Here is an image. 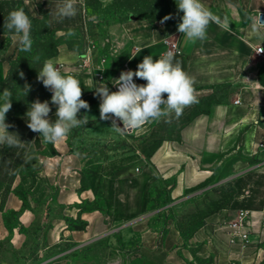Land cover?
Returning <instances> with one entry per match:
<instances>
[{"label":"crops","instance_id":"1","mask_svg":"<svg viewBox=\"0 0 264 264\" xmlns=\"http://www.w3.org/2000/svg\"><path fill=\"white\" fill-rule=\"evenodd\" d=\"M202 2L221 20L220 24H209L204 41H188L178 31V26L144 27L133 37L136 49L126 63L136 71L145 56L155 60L166 52L168 46L163 40L154 42L148 37L159 32L163 39L177 41L181 54L175 55L174 62L179 61L183 70L195 78L197 98L224 84L231 85L234 96L199 110L180 127L177 138L160 142L149 155L139 149L98 164L97 173L85 184L78 174V166L72 164L78 161L79 168L82 167L80 156H70L66 145L56 143L57 156L43 160L45 180L54 190L58 207V212L50 214L43 222V248L62 241L84 246L104 237H108L111 244L130 246L137 238L140 256L155 264H198L199 260H206L208 264H264V161L256 170L246 169L238 174L237 182L244 184L250 196L239 192L234 216L227 218V210L209 216L188 243L174 227L163 237L149 227V219L141 218L146 214L148 192L154 184L172 182L170 196L174 200L182 199L188 190L210 181L214 167L221 166L238 150L248 158L264 151V54L257 53L258 49H264V39L257 38L251 28L253 21L264 13V0ZM225 17L227 24L223 22ZM128 41L131 42V37ZM77 57L76 52L64 48L52 60L54 63L73 62ZM9 70V65L0 62V76L6 78ZM136 82L138 85L147 83L139 78ZM109 92H114L113 88ZM163 98L166 99L167 94H163ZM195 106L196 103L184 109H195ZM159 119L143 125L136 130L137 134H151ZM3 148L4 145L0 146V166ZM244 164L236 161L233 168L240 170ZM94 201H99L102 208H80ZM18 202V197L11 193L8 204L0 207V231L4 230L5 210H18ZM240 211L251 213L244 227L250 231L246 249L232 245L229 235V225ZM25 221L26 225L31 223L30 219ZM76 221L84 223V228L72 229L70 223Z\"/></svg>","mask_w":264,"mask_h":264},{"label":"rangeland","instance_id":"2","mask_svg":"<svg viewBox=\"0 0 264 264\" xmlns=\"http://www.w3.org/2000/svg\"><path fill=\"white\" fill-rule=\"evenodd\" d=\"M62 2L0 1V62L13 69L11 77L0 76V104L4 102L2 94L7 88L12 93V107L6 113L5 122L12 125L8 131L17 134L24 143L23 147L4 145L3 148L0 207L8 204L9 196L13 193L19 199V208L4 212V230L0 231V264H155L140 256L137 238L130 246L111 244L108 237H104L84 246L62 241L50 248H43V222L50 214L58 212L54 190L45 180L47 174L43 160L57 156L58 152L55 144L42 142L41 134L27 127L26 113L37 99L40 102L48 101L51 108L48 118L52 123L56 120L57 106L51 103L52 93L37 80L38 71L44 64V55L55 49L57 43L58 54L64 48L78 54L73 62L55 65L62 74L78 78L82 88L81 98L90 106L78 113V118L87 115L88 123L73 129L68 138L61 142L67 146V154L80 156L82 167L79 168L78 161L72 164L78 166V174L84 184L92 174L97 173L98 164L112 157L136 153L139 149L149 155L160 142L177 138L180 127L189 118L199 110H205L209 104L231 98L234 90L230 84L212 88L208 95L198 96L195 109H184L179 116L174 112L165 114L156 123L154 131L146 136H139L136 130L122 134L116 132L111 128V119H100L101 98L95 94L96 86L103 83L109 90H114L112 81L121 71H125L126 60L136 49L133 37L140 34L144 27L178 26L182 22L183 12L178 9V0H76L77 14L63 18L58 15ZM19 9H23L32 21L30 37L33 43L28 52L21 51L17 40L13 39V33L4 28L9 13ZM165 16L171 18L164 20ZM160 35L157 32L148 37L154 42L163 40L164 43L172 39H163ZM128 37H131V42ZM35 52L41 54L34 56ZM26 84L30 85L27 93L24 90ZM236 161L246 163L244 168L235 170L233 164ZM263 161L264 151L248 158L238 150L221 166L214 167L210 181L188 190L184 198L178 200L170 196L174 186L172 182L154 184L148 192L146 214L141 218L149 219V227L155 228L163 237L168 235L170 227H174L188 243L195 231L206 224L209 216L223 210L228 211L227 218L234 216L239 205V192L250 196L244 184L237 182L238 174L246 169L256 170ZM218 181L223 183L219 184ZM80 208L93 210L102 206L99 201H94L86 202ZM25 219H30L31 223L26 225ZM70 226L72 229H83L84 223L71 222ZM198 264L208 263L199 260Z\"/></svg>","mask_w":264,"mask_h":264},{"label":"clouds","instance_id":"3","mask_svg":"<svg viewBox=\"0 0 264 264\" xmlns=\"http://www.w3.org/2000/svg\"><path fill=\"white\" fill-rule=\"evenodd\" d=\"M177 6L183 12L178 31L192 43L202 42L207 38L210 23H221L220 18L202 0H178ZM76 14V0H63L58 8V15L71 18ZM170 18L165 16L164 20ZM223 22L228 23L227 17ZM31 27L32 21L23 9L9 13L4 22V28L13 33V39L17 40L20 50L25 52L32 48ZM251 28L257 38L264 39V31L261 30L264 29V22H261V17L253 21ZM174 60L175 55L171 50L162 53L155 60L152 56H145L136 71L121 72L114 83L118 85V91L110 93L107 85L103 83L96 86L95 94L101 98L100 119H111V128L122 134L125 131L138 130L165 113L174 112L179 116L185 107L197 103L195 78L183 70L179 61ZM20 76L23 78L24 74L21 72ZM134 77L147 81L146 85H137ZM37 80L52 93L51 103L57 106L56 120L52 123L48 118L51 112L49 102H40L37 99L26 113L27 127L40 133L44 143L56 144L65 141L73 129L86 125L89 121L87 115L78 118L81 109L90 108L81 98L80 81L74 75L62 74L52 59L44 61L42 69L38 71ZM24 90L27 93L30 85L26 84ZM163 94H167L166 99ZM11 98L12 93L7 88L4 89V102L0 104V146L23 147L24 143L18 135L8 131L12 125L5 122L6 113L12 107ZM117 119L122 122L123 127L117 125Z\"/></svg>","mask_w":264,"mask_h":264},{"label":"built area","instance_id":"4","mask_svg":"<svg viewBox=\"0 0 264 264\" xmlns=\"http://www.w3.org/2000/svg\"><path fill=\"white\" fill-rule=\"evenodd\" d=\"M261 17V22H264V13H261L259 15V18ZM165 43L168 46V50H171L174 52V55L181 54V51L179 50L178 43L175 39H167ZM257 53L259 55L264 54V49H258ZM125 71L131 70L132 69L129 67L128 63L125 64ZM134 82H136V78L134 77ZM138 85V84H137ZM115 91H118V85L115 84L114 87ZM238 102V101H237ZM251 213L249 211H240L237 219L230 223L229 228H230V240L232 245H240L241 249H246L249 245L250 242V231H247L244 229L245 224L249 222L250 220ZM263 223H264V218H263Z\"/></svg>","mask_w":264,"mask_h":264},{"label":"trees","instance_id":"5","mask_svg":"<svg viewBox=\"0 0 264 264\" xmlns=\"http://www.w3.org/2000/svg\"><path fill=\"white\" fill-rule=\"evenodd\" d=\"M6 2H10V3H12V2H14V0H8V1H6ZM58 46H59V44L57 43L56 45H55V49H51L52 51H48L45 55H44V61L45 60H47V59H52L53 57H55L57 54H58ZM41 53H39V52H35V54H34V56H39ZM12 72H13V69H10V71H9V75H8V77H11V75H12ZM18 77H20L19 75H18ZM20 78H17L16 80H19ZM216 102H218V101H216ZM215 103V102H214ZM190 119V118H189ZM188 119V120H189Z\"/></svg>","mask_w":264,"mask_h":264},{"label":"water","instance_id":"6","mask_svg":"<svg viewBox=\"0 0 264 264\" xmlns=\"http://www.w3.org/2000/svg\"><path fill=\"white\" fill-rule=\"evenodd\" d=\"M117 123L118 124H120V125H122V122L121 121H119L118 119H117ZM123 126V125H122Z\"/></svg>","mask_w":264,"mask_h":264},{"label":"bare ground","instance_id":"7","mask_svg":"<svg viewBox=\"0 0 264 264\" xmlns=\"http://www.w3.org/2000/svg\"><path fill=\"white\" fill-rule=\"evenodd\" d=\"M115 92V91H114Z\"/></svg>","mask_w":264,"mask_h":264}]
</instances>
